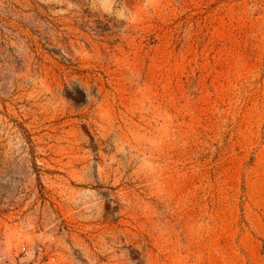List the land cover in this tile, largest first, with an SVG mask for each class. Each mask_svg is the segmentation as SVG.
Wrapping results in <instances>:
<instances>
[{
	"label": "rangeland",
	"instance_id": "1",
	"mask_svg": "<svg viewBox=\"0 0 264 264\" xmlns=\"http://www.w3.org/2000/svg\"><path fill=\"white\" fill-rule=\"evenodd\" d=\"M0 264H264V0H0Z\"/></svg>",
	"mask_w": 264,
	"mask_h": 264
}]
</instances>
